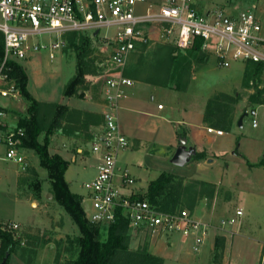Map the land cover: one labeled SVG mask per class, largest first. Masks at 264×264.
Returning a JSON list of instances; mask_svg holds the SVG:
<instances>
[{"label":"rangeland","instance_id":"374dc122","mask_svg":"<svg viewBox=\"0 0 264 264\" xmlns=\"http://www.w3.org/2000/svg\"><path fill=\"white\" fill-rule=\"evenodd\" d=\"M253 4L257 5L264 25V0H196V5L203 11L217 8L225 12H238ZM145 9L146 4H137V10ZM146 29L149 40L131 53L123 73L134 81L136 78L160 80L164 91L160 94L162 87L155 86L159 91L155 94L162 97L163 105L167 99L173 102L176 116L183 111L205 109L206 121L207 115H213L214 111L210 100L222 98L225 110L231 113V123L229 131L222 127L223 135H211L214 149L224 153L215 156L214 151H210L212 155L206 158V162L202 160L201 169L198 170V160L192 159L181 167L174 166L171 158L180 142L172 155L159 161L166 164L168 172L175 175L176 183H182L183 190L177 208H187L194 217L212 226L204 244L198 250L193 247V239L182 243L178 233L172 238V234L153 237L149 232L138 229L130 231V249L137 251L147 247L153 253L156 251L152 246L155 243L166 242L170 245L173 242L175 245L169 250L174 257L167 264H260L264 256V165H260V161H264V104L251 102V96L257 91L256 80L245 85L243 74L246 61H232L229 66H220L212 54L205 52L203 57L192 55L190 48L181 49L160 38L158 27L146 26ZM114 33L115 27L101 28L98 36L90 32L75 33L70 40L65 38V44L55 51L53 59L43 50L20 60L28 75L27 90L41 102L73 104L72 96L78 95L67 96L64 92L78 72V54L81 53V68L86 73L82 83L75 87L84 91L91 84L87 75H100L102 69L99 64L111 55V46L102 36L110 38ZM47 35L56 39L55 34ZM173 56L177 57L174 59ZM103 80L100 78L94 83L100 84L104 97ZM261 83L259 88L264 85V71ZM17 93L20 96L14 102L6 101L14 105L19 122L29 116L27 107L30 101L20 89ZM224 94L232 99H224ZM173 104L167 103L168 106ZM251 108L257 110L256 126L252 124ZM85 112L77 110L65 114L60 128L49 135V145L52 136L58 132L66 133L80 125L88 126L92 117ZM50 115L48 110L40 112L39 120L44 127L39 135L41 142L51 125ZM90 145L86 147L89 150ZM186 147L194 146L186 142ZM162 148L158 149L160 157L163 155ZM145 152L148 150L141 149L137 157L148 163L151 155ZM23 153L28 160L25 170L5 159V147L0 144V221L18 222L19 228L12 232L20 240L7 264H66L77 255V248L71 246V242L80 234L79 227L55 199L47 170L40 165L36 152L26 148ZM64 154L72 156L74 153L68 148ZM242 155L257 165L249 166ZM91 158L90 154L79 156L76 162H69L65 172L70 190L84 198L88 194L85 184L95 174ZM213 159H217L216 162L209 163ZM141 182L147 190L150 182L144 178ZM84 206L89 212L90 201ZM237 209L243 211L241 216L235 215ZM233 217V224H222V220ZM67 236H71V239Z\"/></svg>","mask_w":264,"mask_h":264},{"label":"built area","instance_id":"2783aa9c","mask_svg":"<svg viewBox=\"0 0 264 264\" xmlns=\"http://www.w3.org/2000/svg\"><path fill=\"white\" fill-rule=\"evenodd\" d=\"M138 3L146 4V9L137 10ZM146 26L158 27L160 38L181 49L201 39V49L215 56L220 66L238 60L264 65V25L255 4L238 12H225L217 8L200 10L196 0H164L153 4L147 0H0V31L4 37V55L0 61V144L5 147V159L23 170L27 168L28 160L23 153L26 128L9 121L10 107L5 102L20 96L16 80L10 76V60L20 61L43 50L53 59L69 33L90 32L94 36L96 30L100 33L103 27H115L112 37L102 36L111 46V55L99 64L102 73L87 75L91 83L104 79L105 98L103 122L93 132L91 142V151L98 155L99 161L96 175L85 184L88 194L83 199L91 205L87 217L95 224H110L121 209L129 219L131 230L143 229L153 237L178 233L182 243L191 238L193 247L199 250L212 229L210 224L194 217L187 208L162 211L150 200L140 198V194L123 191L136 184L128 169L118 168L119 153L129 144L119 122L118 109L127 95L126 88L135 82L123 70L137 43L149 40ZM47 34H55L56 39ZM249 113L256 126V108H251ZM208 130L223 133L212 127ZM242 214L241 209L235 212L236 216ZM234 221L233 217L222 220V224ZM0 222L3 230L19 228L18 222ZM260 264H264V256Z\"/></svg>","mask_w":264,"mask_h":264},{"label":"trees","instance_id":"16d2710c","mask_svg":"<svg viewBox=\"0 0 264 264\" xmlns=\"http://www.w3.org/2000/svg\"><path fill=\"white\" fill-rule=\"evenodd\" d=\"M75 33L78 32H72L69 35V39ZM188 48L191 49L192 55H199L201 57L206 55L201 49V39H197ZM3 55L4 37L0 31V61ZM176 57L173 56L174 59ZM82 62L83 58L81 53H79L78 72L70 84L65 87L64 94L67 96L73 94L78 96L84 95L83 90H77L75 87V85L82 83L86 73V70L81 68ZM246 64L247 66L243 74L245 85L248 86L251 81L256 80L255 86L257 91L251 96V102L264 104V85L262 88L258 87L259 83L262 82L264 65L252 60L246 61ZM9 65L11 66L10 76L16 80L17 86L30 101L27 107L29 116L19 120V125L26 128L23 145L36 152L40 165L47 170L55 199L64 207L79 227L80 234L74 237V241H70L71 246L73 245L77 248V255L66 264H163V257L150 252L147 247L137 251L130 249L131 225L129 219L123 214V210H118L116 220L110 224H95L89 221L82 206L83 196L72 192L65 179V172L68 168L69 161L59 153H51L49 149V135L54 133L56 128H60L65 114H69L70 111H77L78 109L70 108L67 104H50L37 100L27 90L28 75L23 65L15 59L10 60ZM223 98L232 99L228 94H224ZM234 98L233 102L235 103L236 100ZM221 99L213 98L210 100V105H212L214 111L213 115H207L208 118L206 121L216 128L223 127L226 131H229L231 113L225 110L226 105H224ZM47 110L48 113H51V125L46 132L44 141L41 142L39 135L44 130V127L39 120V115L41 111L47 112ZM87 114L92 116L89 113ZM184 135H186L185 132H179V137ZM236 151L235 153H237ZM207 157L208 152L206 149H203L196 151L192 160H204ZM242 157L249 166L257 165L251 162L246 156L242 155ZM260 165H264L263 160L260 161ZM182 190V183H176L175 175L171 172L163 171L155 179L150 181L147 190L140 194L139 197L150 200L151 204L157 206L162 211L171 212L178 209L177 206L180 203ZM67 237L71 239V236ZM19 244L20 240L15 234L9 230H3L0 222V263L8 255L6 260L7 264Z\"/></svg>","mask_w":264,"mask_h":264},{"label":"crops","instance_id":"0c3cea01","mask_svg":"<svg viewBox=\"0 0 264 264\" xmlns=\"http://www.w3.org/2000/svg\"><path fill=\"white\" fill-rule=\"evenodd\" d=\"M148 3H161L164 0H147ZM199 3V1H198ZM83 34H88L85 32ZM66 39H69V35H66ZM144 43L138 42V46ZM133 51V52H135ZM163 83L158 81L156 78L152 79H139L136 78L133 85L126 88L127 95L120 101V107L118 109V118L123 132L128 138V146L119 153L118 156V168L128 169L130 173L136 178V184L132 187L124 189V192L133 191L137 194H142L146 190L142 184V180H147L148 182L155 179L161 172L169 171L166 168V164L159 162L166 160L173 154L179 142V132H185L186 142L191 143L196 151L206 149L208 152V158H210V151H214V155L218 156L219 153H224V151H219L214 149V142L212 141L211 135L217 134L216 132L209 131L208 127L216 128L211 124H208L204 120L205 109L200 111H183L180 115H177L176 108L171 102V100H166L168 104H173L168 106L164 103L162 108H159L162 97L155 92H159L155 86L162 87L160 94L164 91ZM74 99L73 104H67L70 108H75L82 110L83 112L91 114L92 118L88 123V126H79L78 128L62 133L58 132L52 136L51 144L49 149L51 153H59L69 162H76L79 156H85L90 154L93 161V167L95 168V174L97 173L98 155L89 150L88 147L92 142V134L101 128L103 122V111L105 109V99L101 93V86L98 83H91L84 90L83 96H72ZM157 98V101H155ZM7 102V101H5ZM14 102V101H12ZM9 104V102H7ZM10 115L9 121L12 123L18 122L17 116H15L14 105L9 104ZM169 108V110H168ZM14 111V112H13ZM86 113V112H85ZM173 123V126L171 125ZM19 124V122H18ZM55 135L56 138L55 139ZM217 135H223L217 134ZM55 142L53 143V141ZM161 140H164L161 142ZM165 142V143H164ZM164 143V144H163ZM68 144V147H67ZM146 145V146H145ZM163 145V146H162ZM91 146V145H90ZM162 148V157L158 154V149ZM70 148L73 150L72 156H67L65 151ZM141 149H147L148 152L145 154H150L148 163L138 160V153ZM75 150V151H74ZM195 151V152H196ZM204 159V162L207 161ZM217 159L209 163H215ZM143 162V163H141ZM198 170L201 169V165L204 163L202 160H198ZM174 164V163H173ZM174 166H178L174 164ZM181 167V166H178ZM93 176V177H94ZM149 184V183H148ZM89 200L83 199L82 206L85 207V203ZM86 208H84L85 210ZM91 211V205H90ZM90 211H86L88 215ZM172 234L171 238L173 237ZM170 241V240H169ZM192 242V241H191ZM170 243V242H169ZM192 244V243H191ZM175 244L173 242L170 245L166 242H158L152 245L155 247L158 255L163 257L164 263L172 259L174 256L171 255L170 248ZM168 250V251H167ZM183 261H187L185 258H181Z\"/></svg>","mask_w":264,"mask_h":264},{"label":"water","instance_id":"95a60500","mask_svg":"<svg viewBox=\"0 0 264 264\" xmlns=\"http://www.w3.org/2000/svg\"><path fill=\"white\" fill-rule=\"evenodd\" d=\"M98 33L99 30H96L94 32V36L98 35ZM240 125H242V119H240ZM179 142L180 144L177 147L175 153L173 154L171 161L178 166H183L189 160L192 159L196 149L194 147H186V138H184L183 136L179 137ZM50 195H52V193ZM7 257L8 255L3 259L0 264H6Z\"/></svg>","mask_w":264,"mask_h":264}]
</instances>
